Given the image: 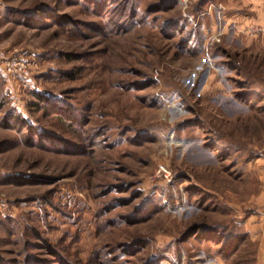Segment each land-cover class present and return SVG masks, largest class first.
<instances>
[{
  "label": "rangeland",
  "instance_id": "1",
  "mask_svg": "<svg viewBox=\"0 0 264 264\" xmlns=\"http://www.w3.org/2000/svg\"><path fill=\"white\" fill-rule=\"evenodd\" d=\"M263 16L0 0V264H264Z\"/></svg>",
  "mask_w": 264,
  "mask_h": 264
},
{
  "label": "built area",
  "instance_id": "2",
  "mask_svg": "<svg viewBox=\"0 0 264 264\" xmlns=\"http://www.w3.org/2000/svg\"><path fill=\"white\" fill-rule=\"evenodd\" d=\"M262 31H264V28H261L257 25H251L247 29V32L251 35L260 34L262 33ZM213 39L214 41H219V35L214 36ZM0 64L5 68L7 72L12 73L14 71L27 75V69L25 67V64L16 57L11 58V56H7L4 50L2 49H0Z\"/></svg>",
  "mask_w": 264,
  "mask_h": 264
},
{
  "label": "crops",
  "instance_id": "3",
  "mask_svg": "<svg viewBox=\"0 0 264 264\" xmlns=\"http://www.w3.org/2000/svg\"><path fill=\"white\" fill-rule=\"evenodd\" d=\"M244 3L253 12L261 13L264 15V0H243ZM264 17V16H263ZM264 21V19H262Z\"/></svg>",
  "mask_w": 264,
  "mask_h": 264
}]
</instances>
